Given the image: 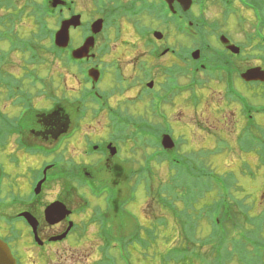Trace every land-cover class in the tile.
Returning a JSON list of instances; mask_svg holds the SVG:
<instances>
[{"label": "flooded vegetation", "instance_id": "flooded-vegetation-1", "mask_svg": "<svg viewBox=\"0 0 264 264\" xmlns=\"http://www.w3.org/2000/svg\"><path fill=\"white\" fill-rule=\"evenodd\" d=\"M62 2L64 4L57 9L59 20L70 19L76 15H80L82 20L85 18H83L82 12L79 11L80 9L74 8V0H62ZM127 2L132 5V9L126 12L130 16L127 20L147 11L152 14L148 15V17L158 24L152 31L149 29L138 31V42L143 50V54L140 56L143 57H141L142 59H140V56L134 57L136 61L132 64L135 66L134 74L140 80L132 84L129 83L126 86L128 82H125L124 75L125 83H121L123 85L121 87L122 96H125L124 94L126 93L132 94L136 92V95L132 97L141 100L145 99V103L149 108L153 106L152 103L154 101L162 103L161 106L164 108L173 105L177 99L175 92L177 90L182 91V88H176V86L181 84L178 83V79L179 82L180 79H187L185 84H181L183 87H186L188 82H190L191 66L193 65L191 56L194 51H200L202 54L206 52L200 67H206L207 63L210 62L209 59H216V66L234 68L238 73L240 62L251 58L249 38L255 32L263 31L261 28L263 27L262 8H264V0H99L95 4V9L92 8L91 10L93 12L92 22L98 19L105 21L109 16L115 17V14L125 10L120 4L123 3L125 5ZM109 4L112 6L110 7L111 10L108 9L104 12ZM192 9L194 10L192 11ZM116 10H118L117 13L114 12ZM193 14L197 19H200V25L196 24L198 23L197 20L192 19ZM120 18L122 19V17ZM231 22L246 37L245 39L242 38V42L236 43V47L241 48V53L239 54H234L229 50L230 44L235 45L228 38L229 34H231L230 30H225L227 24L231 25ZM166 31L173 32L179 40L184 39V43H187L186 45L191 44L193 39H199V41L211 39V42L215 40L216 43L217 41L221 42L222 38H228L229 45L216 43L213 50L215 54L209 51L208 44H199L196 50L188 46L179 50L171 43L164 42ZM156 33L161 34L159 40L156 39L157 36L155 37ZM217 36L220 39L216 38ZM4 43L6 42L0 41V56L4 57L0 58V95L5 93V99L10 106H8L9 110H0V146L3 149L7 147V159L14 168V172L11 175H27L33 178V182L29 188V195L25 200L20 205H11V208H9L10 212L8 211L7 213L9 237L6 236L7 233L2 231L1 226L0 237L9 245L17 264H54L55 260L59 259L58 255H60L57 254V247L65 246L72 239L77 244H82L89 240V237L85 229L80 230V227H86L87 223L94 226V221L91 223L89 221L77 222L79 217L87 214V212H82V208L86 209V207L80 205L77 208H72L71 205H75L77 202H70L69 199L64 200L61 196L58 198L56 192L60 188L57 191L48 188L47 182L51 180V177L55 181L54 171H60L59 168H62L65 164L89 165L96 158L99 159V162L106 169L111 170L113 169L112 166L124 163L126 158L119 154V147L121 146L118 145L119 139L115 133L118 128L116 126L86 124V119L80 124H65L64 117L68 116V114L62 103L64 95L59 96L58 91L50 89V85L48 91L46 82L42 83V85L39 83L40 86H35L33 99L30 97V93L25 94L24 87L18 83H21L23 79H27L23 77L24 74L28 77L30 73L28 69V66H30V46L17 54L13 53L10 55L9 51H7L6 55H4L7 50L1 49ZM141 43L143 44L141 45ZM109 48H102V52H105L104 55L99 51L93 53L96 48L92 50L95 59L96 56L99 57L98 64L97 62L93 64L91 60L94 58L79 62L85 63L88 66V71L93 68L99 69L102 75L100 81L109 69H112L113 72L116 71L117 78L120 80V73L116 70L114 58L111 57L112 59L106 60L112 55ZM137 49L136 51L139 52L140 49ZM20 54L26 58L27 63L22 60ZM16 55L21 56L17 59L18 62L25 63L23 65L24 71L19 68L18 71L22 72V74L19 73L18 75L13 73V70L16 69L9 66L12 61L11 58ZM61 58H64L63 52L60 53L57 63L63 62ZM167 59H171L172 63L164 64L163 66L161 63ZM176 67L181 68V74H184V77H181V74L178 76L174 73ZM87 83L86 86H90V89L85 90L74 98H69L68 96L71 100V105L77 106L75 115H83L88 118L96 115L108 116L117 106L112 104L111 99L115 96H112L113 91H118V88L105 92L98 89L97 83H92L91 81H87ZM13 88L15 89L13 90ZM57 88L60 90L59 86ZM152 91L153 93H151ZM50 94L54 96L55 100L49 98ZM168 96H170V102L167 101ZM0 98H3V96H0ZM36 99L38 102L41 101L42 105L40 107L39 104L38 107L37 104L32 106ZM43 103L49 105L45 106ZM146 111L151 112L150 109ZM31 119H33L34 124L29 126ZM75 122H77L76 118ZM109 146L116 148L114 156H111ZM77 155L79 158L78 162L75 158ZM3 166L0 165V182L4 178ZM78 170L76 169L77 176L80 175ZM81 170L83 171V177L93 179V173L88 172V167L82 166ZM61 174H59L60 180L62 179ZM43 178H46V181L37 193L36 187ZM47 190L50 191L51 199L48 200L46 196V201H41ZM76 190V193H80V196L82 195L81 192H86L85 190ZM76 193L72 192L71 194L75 195ZM56 202L65 205L71 213L59 223L50 224L46 220L45 212L51 204ZM21 213H28L31 216V220H25V218L20 216ZM19 223H21L23 230L19 228L21 226H17ZM67 232L68 234L64 239L54 240V238ZM97 240L101 245H97L96 250L93 247V251L86 255V257H90L87 259L88 262L86 264H101L104 259L108 258L106 257L108 255L106 245L108 239L101 235L100 227L98 228ZM17 246H20L18 251L21 252V255L22 249L28 252V263L27 260L24 262L25 259L23 260L22 256L19 255ZM79 249L77 247L73 248V250ZM63 251H66L65 248ZM95 256H99L96 262ZM63 257L68 256L63 253ZM68 259L72 264L77 262V259L72 258V256L68 257Z\"/></svg>", "mask_w": 264, "mask_h": 264}, {"label": "rangeland", "instance_id": "rangeland-1", "mask_svg": "<svg viewBox=\"0 0 264 264\" xmlns=\"http://www.w3.org/2000/svg\"><path fill=\"white\" fill-rule=\"evenodd\" d=\"M36 1V0H33ZM32 0H0V33L3 32L5 29H9L12 33H16L17 36L19 35L21 39L23 40H29L32 37L33 32H36V26L34 27L33 23L34 20L32 17V11L33 7L32 6ZM39 2V0H37ZM75 9H80L79 11L82 12L83 14V23L85 24V27H88L87 24H90V21L92 22L93 17L91 10L92 8L95 9V4L98 3L99 0H74ZM132 3V2H131ZM119 4V3H118ZM115 5V4H113ZM123 8H125L124 11L118 12V10L114 12H118L115 14V17L109 16L107 17V24L105 27H102V30L98 33V35L95 37V48L96 51L102 52L103 48V43H106L110 45L109 51L110 55L109 58H106V60L112 59L113 61H116V63L119 65V71L120 73L125 75V82H128L126 86L129 83L136 82L137 80L139 81L138 77L134 74V69L135 66L134 63L136 61V56H140L143 54V50L139 45V32L142 29H149L153 30L155 29L158 24L151 20L148 15H152L149 12L142 13L139 16H134L132 19L127 20V18H130L129 14L126 12H129L132 9V5L130 2L125 5L120 4ZM111 4L109 6L107 5V9L104 10V12L108 9H110ZM143 8L142 6H140ZM9 8L10 10H8ZM111 10V9H110ZM194 9H192L193 11ZM19 13H25L24 16H19ZM95 15V14H94ZM15 16V17H14ZM199 16V15H197ZM120 17H122V20H120ZM202 18V17H201ZM193 20H197L198 23L197 25H200V19L196 18L193 14L192 16ZM51 27L56 29L59 27L60 22H58L57 16H54L52 20L50 21ZM229 29L231 34H229L228 38H230L235 45L230 44L229 45V39L228 38H222L221 42L217 41L216 43H220L221 45H229L231 47H236V43L242 42L243 41V33H240L241 31L238 30V27L235 26L234 23L231 22L230 24H227L226 29ZM3 30V31H1ZM121 30V36L117 37V34L119 35ZM139 31V32H138ZM173 31V30H172ZM174 32V31H173ZM173 32H167L165 34L164 42L171 43L175 48L181 50L182 47H192V49L196 50L199 46V44H208L210 48V52H215L213 51L215 48V40L213 42L210 41L211 39L208 40H200L199 39H193L191 44L186 45L187 43H184V39L179 40L176 35ZM239 32V33H238ZM260 31L255 33V35L259 34ZM253 34V37H255ZM261 35V34H260ZM264 35V33H263ZM18 36V38H19ZM71 45L76 44L81 45L83 41L82 40V28L81 30L77 31H71ZM216 38L220 39L219 36ZM142 45V44H141ZM7 44L3 45L1 49L6 50L7 49ZM19 47V44H18ZM76 47V46H75ZM135 48V50H133ZM137 48L140 49L139 52ZM121 49L122 52L120 53L119 50ZM2 50V51H3ZM45 51L47 53L49 51L48 43L47 41H44V43L41 46H36L34 48V53L35 55H39L41 52L39 51ZM94 51L93 53H95ZM4 52V55H6ZM44 53V52H42ZM103 53V52H102ZM13 53H10V55ZM23 54V53H22ZM16 55L11 58V63L9 66L14 67L16 70H13V73H16L18 75L19 73L22 74V72L18 71L20 68L22 71L23 65L25 64L24 62H18V58H22L26 63V58L22 55ZM206 52H204V57H205ZM9 55V57H10ZM26 56V54H24ZM211 55V54H208ZM254 55H257L255 53ZM140 56V59H142ZM239 57V56H238ZM116 58V59H115ZM63 58H61L62 60ZM242 60L240 62V68L246 69L248 67H256L260 64V62H257L255 60ZM99 60V59H98ZM216 60V59H215ZM62 63H55V64H49L48 62L46 64H38L34 65L32 64L31 66H28L29 69V75L33 74L34 78L31 79V81H28V79H23L21 82V86L24 87V93L28 94L30 93V97L33 99L34 98V92L31 90L34 86H40V80H43L44 82L47 83V88L49 90V85L50 89H54L58 91L59 96L67 94L69 98H74L78 95L83 90L90 89V86H86L82 83V78L78 75L80 73V67H69V64H65L64 60H62ZM172 60L167 59L164 61V64H171ZM37 63H41V59L37 58ZM178 63V61L176 60ZM98 63V62H97ZM208 66L213 67L210 62L207 63ZM101 65V63H100ZM59 66V67H58ZM239 66V64H238ZM32 69V70H31ZM37 71L38 74L35 72ZM200 71V68H199ZM20 74V75H21ZM212 74H216L215 72H212ZM224 71H222V76L224 75ZM11 75V74H9ZM25 78L27 76L24 74ZM191 79V78H190ZM192 79L195 81V87L197 88L195 90L194 96L195 99H199L200 104L195 108V106L191 103V94L190 92H187L186 94L180 95L177 97L176 101H174L173 105L165 107V112L168 120L171 123H167L161 119H156L153 115L151 116L150 112L144 111L145 110V104L143 102H140V100H132L133 97L136 95V92L134 93H126L124 94L125 96H122L121 94V85L120 80L117 78V73L116 71L113 72L112 69H109L106 74H104V78L100 81L97 82L98 89L100 91L104 90L105 92L111 91L115 89L116 87L118 88L117 90H114L112 93V96H114L112 100V104L117 105L115 108L116 111H119L121 113V116H125L127 119L132 120V121H137L139 118V114H144L147 116V118L151 119L150 122H154L153 124L159 125V127L155 126L156 130H160L161 132H164L165 134H172L173 138L175 139L177 146L180 144L179 148V153L180 155L182 154H189V153H200L201 151H204L209 148H213L215 146V140L216 136L212 137L211 133H223V137L229 141L231 145V152L228 153H223L220 155L212 156V157H206L205 160L208 163L210 167L213 166V169H215L218 174H220L221 169L223 166L226 164L228 166H231L234 173L237 175L236 179V188L232 190V197L238 201V202H244L245 206H248L250 209V212L252 210V216L256 217L263 215L264 213V167L258 168V161L256 157L253 159H248L247 154L243 156L242 154L239 153L238 147H237V141L236 138L238 136V133L241 132L242 130V120L241 116L242 114L240 113V107L237 105L230 104L228 100L227 94H225V83H219L218 81L213 78V81L209 80L207 77H205V74H200L198 71H194L192 75ZM202 80L206 81V85H201L199 82ZM187 79H178V83L180 84H185ZM235 81L237 82L236 85H238V89L241 92H244L245 95H247L250 100L251 104H253V107H259V106H264V85L260 88L259 91L256 92V94L249 90V87H253L254 85L251 84H244L241 79H238L237 77L235 78ZM10 82V81H9ZM124 82V83H125ZM192 82V81H191ZM12 83V82H11ZM180 86L177 87H182ZM34 85V86H33ZM57 86L60 87V90H58ZM125 87V86H124ZM16 88V87H15ZM13 88V90L15 89ZM35 88V87H34ZM202 89V90H201ZM97 92L98 90L95 89ZM94 90V91H95ZM49 94V93H48ZM63 94V95H62ZM0 96H3V98H0V110L2 109H8L10 104L6 101L5 99V93L1 94ZM186 101V102H185ZM63 107L66 108V112L68 114L67 121L68 125H72L73 122L75 121V114L77 111V106L71 105L69 102H64ZM35 104H39V107L42 105L41 101L38 102L37 99L34 100L32 106ZM45 106H48L49 104L43 103ZM120 104V105H119ZM177 104L176 111H175V105ZM163 109V110H164ZM254 110H262L260 109H254ZM124 114V115H122ZM254 115V113H253ZM32 117V116H31ZM143 117V119H147ZM96 119L93 120L92 117H89L86 119V124H91L94 123L96 125H104L106 123V118H99L95 121ZM255 120H259L262 124H264V116H255ZM148 121V120H147ZM34 124L33 119H31L29 126H32ZM232 124V125H231ZM212 138H211V137ZM134 145L132 143H127L126 144V158L131 160V158L135 161H140L141 157V150H137L136 154L137 156L133 157L131 156L130 149ZM135 148V146H134ZM138 148V147H137ZM146 154H149L151 150L147 149L144 150ZM78 162V155L75 157ZM135 158V159H134ZM95 161V160H94ZM93 161V162H94ZM247 162L248 166L250 167V171L255 175L254 178L251 176H248L249 171L243 169V165ZM0 165L3 166V172H4V178H2L0 182V215L5 216V213L10 212L9 208H11V205L18 206L20 205L25 198L29 195V188L32 186L33 178L27 176V175H11L14 172V168L10 165L8 159H7V147L2 148L0 146ZM98 162H95V165ZM251 163L252 165H250ZM78 166V164H76ZM72 167V164H65L62 168H59V170L54 171V178L51 177V180H49L48 183V188L55 189L57 197L59 198L60 196L66 200L69 199V201H75V205H71L72 208H77L80 205H88L87 214L85 216L79 217V220L77 222H86L89 221L90 223L94 221L92 217L96 214V210L99 207L105 206L103 198H96L95 196H89V191L87 189L86 192H81L82 196H80V193L77 194V188L80 187V185L74 184L73 179L69 178V171L66 168ZM105 166H102L100 168H97L94 170L95 177H97L98 181H112L110 171L117 170L118 172L121 171L123 172V177L126 178V180L129 178L130 174L128 173V165L125 163H118L113 167V169L109 170L104 168ZM227 167V166H226ZM167 168L168 166L166 164H163L161 166H158L156 168V175H157V185L161 180H164L163 176L167 174ZM228 168V167H227ZM262 168V169H261ZM260 169V170H258ZM58 171V172H57ZM233 171H228L229 173H233ZM8 173V174H6ZM61 174V180L59 179V174ZM62 182V184H61ZM122 192V196H125L128 189L120 184L119 186ZM128 187V185H127ZM239 188V189H238ZM72 192L76 193L75 195L71 194ZM145 192L143 190L139 191L137 202L139 203V206L136 204L131 206L129 209L131 211H135L140 218L142 219V222L144 224H148V221L146 220V216L154 219L156 216L158 217L159 215L162 216L161 213H159L160 208H158V202L157 201H151L148 197L145 196ZM68 194V197H67ZM86 195L87 198L84 196ZM134 195V194H133ZM46 196L48 197V200L51 199L50 197V191L47 190V192L43 195V198H41V201H46ZM70 196V197H69ZM132 195L129 194L127 198H124V204L121 206V210H124L125 212L128 210L129 205L132 203L130 197ZM134 198V196H133ZM239 199V200H238ZM239 207V211H241V206L237 205ZM255 209L253 210V208ZM248 210V209H247ZM236 213H238V208ZM165 216V215H164ZM168 217V215H166ZM237 221L238 219L241 220L239 216L232 217ZM242 222V220H241ZM124 222L122 219H119L116 217V214L113 215L111 218V227H116L117 231L116 234L126 236L130 233L131 231V226L127 230L126 224L122 225ZM129 225L131 223H128L127 220L125 221ZM94 226L91 224H86V227H80V230L85 229L89 240L83 242L82 244H77L76 242L69 241L65 246H62L60 248L57 247V254L58 255V260H55L54 264H72L70 263L68 257L72 256L74 259H77V262L75 264H86L90 257H86V255L93 251L92 248L94 247V250H96L97 245L100 242L97 240L98 237V228H99V222H93ZM202 224H205L204 222ZM122 225V226H121ZM17 226H21L19 228L23 227L21 223L17 224ZM83 226V225H82ZM227 229L229 232L230 238H234L240 231L243 230L242 226L244 227L243 223L241 225H238L237 228L234 230L231 228V223H227ZM251 226V225H250ZM248 226L250 228L249 230L252 229L250 232L251 236L255 234L256 226ZM211 225L208 224L207 228L203 225L199 229L202 232L198 233V238L205 240L206 237L210 236L211 232ZM158 228V227H156ZM6 228L3 227L2 231H4L7 237H9V232L8 230L5 231ZM122 230V232H121ZM248 230V231H249ZM10 231V230H9ZM260 233H262V240H264V226L263 229L260 230V232H256V237H260ZM140 236L141 239L142 233L140 231ZM249 236V237H251ZM253 238L255 236H252ZM251 237V238H252ZM166 238L165 236L162 237ZM229 238V239H230ZM252 238V239H253ZM168 239V238H167ZM226 240L222 246L218 244V242L213 243V245H205L202 247H199L196 249L198 252H200L201 256H204L206 260L212 264H238L237 262V254H232L233 248H235L233 245H231L230 240ZM254 240V239H253ZM220 242V241H219ZM159 246L156 247L157 251H163L167 250L168 247L166 245L170 246L173 244H168L164 243V241L160 240ZM132 253H133V259H132V264H148L150 261L148 260H143L142 259V253L138 249L140 246L135 243L132 245ZM74 247L80 248L79 250H73ZM17 251L20 250V246H17ZM24 248V247H23ZM65 248L66 251H63ZM129 249V250H130ZM55 251V252H56ZM98 251H100L98 249ZM97 252V251H96ZM153 252V251H152ZM19 255H21V252L18 251ZM64 255L68 257H63ZM149 255L148 257L150 258H155L154 262H151L150 264H160L161 262L159 259H156V255L152 254L151 251L147 253ZM22 259L27 263L28 261V252L22 249ZM99 256H95V262ZM215 261V262H214ZM61 262V263H60ZM94 262V263H95ZM119 264V263H117Z\"/></svg>", "mask_w": 264, "mask_h": 264}, {"label": "trees", "instance_id": "trees-1", "mask_svg": "<svg viewBox=\"0 0 264 264\" xmlns=\"http://www.w3.org/2000/svg\"><path fill=\"white\" fill-rule=\"evenodd\" d=\"M32 7L35 9L33 10L32 18L34 20L33 25L34 27L36 26V32H33L31 39L27 43L31 46L32 53H34V48L41 46L44 41H47L50 47L53 44L55 29L51 27L50 21L55 15L54 10L47 5V0H44L42 5H39L37 0L33 1ZM262 19L263 27L261 29L263 31H260L258 34L260 40H256L253 54L257 53V55H254L255 58H260L264 66V8H262ZM9 41V39L4 40L8 45ZM59 51L55 48L53 52L59 55ZM39 52H41L39 55H31L32 58L30 57V59H32V63H35L33 59L38 58V56L46 60L44 64L47 62L50 64L55 61L56 57L50 51L47 53H42L43 51ZM66 61L69 62L67 58ZM41 63H43L42 60ZM216 63L215 59L211 61V65L213 66L211 67V72L218 74H213L216 81L225 83V94H227L229 101H232L234 94L239 92L236 84H234L236 70L226 67L221 69L216 66ZM194 71L195 69H193ZM222 71L225 73L223 76L221 75ZM193 82H195L194 79ZM199 83L206 85V81ZM262 86L255 84L252 88L248 89L256 94ZM194 91L195 84L193 83V95ZM239 93L240 98L241 92ZM192 100L195 102L194 97ZM239 102L243 124L242 130L236 138L237 149L243 156L247 154L246 158L248 159L256 157L258 168L264 167V124L259 122V120H255V116H264V106L253 107L250 98L246 96L244 101L239 99ZM260 108L262 110H254ZM64 120L65 124H68L66 117H64ZM110 120L113 125L121 127L120 130L118 129L119 131L115 132L119 135V143L123 145L124 141V147H126L127 143H132L135 148L133 146L130 149L131 156H137L136 151L141 150V157H138L140 158L138 162L132 158L131 160L126 159L128 173L130 174L127 180V177H123V172L115 170L109 172L111 179H113L112 181H99L95 183L96 191H94L96 195L102 196L105 203L104 208H97L96 216H99V213L103 214L101 231L110 242L108 244L107 240L106 243L108 248V255L106 257L108 258L102 261L101 264L132 263L134 256L130 248H132L131 244L134 245L135 243L140 246L138 250L142 253V259L150 261L148 264L155 261V258L148 257L147 253L149 251L156 255V259H159L161 262L160 264H195L197 261H203L200 252L196 250L198 245L202 247L218 242L222 246L230 238L228 237L227 223H231L233 230L242 223L244 225V227L242 226L243 230L238 235L229 239L231 245L235 247L232 254H237L236 259L238 264H264V240H262V233H260L259 238L256 237V232H260L263 229L264 213L263 215L261 213V215L254 217L252 216V210L250 212L249 207L245 206L243 201L238 202L232 197V190L236 188L235 178L237 175L231 166L225 164L220 171L221 173L218 174L213 169V166L210 167L206 162L207 160H205L206 157L231 152L232 147L229 141L222 136L224 132H220L219 134L211 133L212 137L216 136V139H213L215 140L213 148L206 149L200 153L180 155V144L176 149L168 152L155 146V142L161 131H157L152 124H144L142 116H139L137 121H132L125 116L115 114ZM123 135H126L127 140H123ZM147 149L151 150L149 154L144 152ZM163 164L168 166L167 174L161 175L165 179L161 180L157 185L156 168ZM249 164L252 165L251 163ZM244 170L249 171L248 176L254 178L255 175L250 171L247 162L243 165L242 171ZM228 171H233V173H229ZM71 176L70 174L69 178H72ZM120 184L128 189L125 196H122L121 189H119ZM140 190H143L145 196L151 201L158 202L159 213L162 214V216H156L154 219L146 216L147 225L142 222V219L135 211L129 209L136 203L137 206L139 205L137 198ZM129 194L132 195L130 199L133 201L125 212L121 210V206L124 204L123 199L127 198ZM237 205L241 206V211H239ZM237 208L238 213H236ZM115 214L117 218L123 220L124 223L122 225L126 224L125 228L127 230L130 226L132 227L128 235L122 236L116 234L117 228L111 227V218ZM236 216H239L242 222L240 219L235 221L232 218ZM126 220L131 225L127 226ZM203 222L205 224H202ZM208 224L212 226L213 232L218 231V234H215L213 237L208 236L205 240H199L198 233L202 232L199 229H202L203 225L207 228ZM250 225H255L257 229V231L255 230V234L252 235L255 236L254 238L250 234L252 229L249 230L250 228H248ZM220 232L221 236L219 238ZM163 236L166 238L162 239ZM160 240L164 241V243L173 244V246L166 245L168 247L167 250L159 252L156 247L160 245Z\"/></svg>", "mask_w": 264, "mask_h": 264}, {"label": "water", "instance_id": "water-1", "mask_svg": "<svg viewBox=\"0 0 264 264\" xmlns=\"http://www.w3.org/2000/svg\"><path fill=\"white\" fill-rule=\"evenodd\" d=\"M53 6L56 7L60 4V0H54ZM81 25L80 16L73 17L70 20L64 21L61 25L59 32L55 36V43L57 46L62 48H67L70 42V29L77 28ZM102 30V21L96 22L92 27L93 34H98ZM95 40L94 37L88 38L84 45L73 52V57L75 59H83L88 57L91 48L94 47ZM234 53H239L236 47L230 48ZM194 58H199V52L194 54ZM90 76L93 77L95 81L98 79V72L92 70ZM242 78L247 82H264V71L261 68L250 69L242 75ZM164 148L172 150L174 148V142L171 137L166 135L163 136L162 140ZM114 151L112 150V154ZM40 187V186H39ZM69 212L65 209V206L60 203H54L48 207L46 210V219L51 224H56L68 215ZM0 264H16L15 260L11 256V253L5 243L0 240Z\"/></svg>", "mask_w": 264, "mask_h": 264}, {"label": "bare ground", "instance_id": "bare-ground-1", "mask_svg": "<svg viewBox=\"0 0 264 264\" xmlns=\"http://www.w3.org/2000/svg\"><path fill=\"white\" fill-rule=\"evenodd\" d=\"M119 52H120V53H124V52L121 51V49L119 50ZM138 206H139V205H138Z\"/></svg>", "mask_w": 264, "mask_h": 264}]
</instances>
